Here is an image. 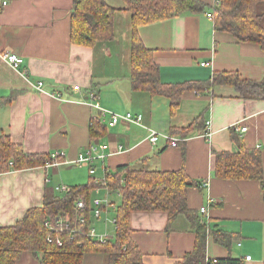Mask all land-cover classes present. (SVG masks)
<instances>
[{
  "label": "crops",
  "instance_id": "obj_1",
  "mask_svg": "<svg viewBox=\"0 0 264 264\" xmlns=\"http://www.w3.org/2000/svg\"><path fill=\"white\" fill-rule=\"evenodd\" d=\"M7 1L0 8V52H14L23 63L17 70L0 58V135H9L25 152H63L64 161H71L90 145L105 144V153L111 154L103 162L93 163L99 175L103 165L110 170L120 164L149 170L184 169L200 184L188 189L187 205L208 224L206 256L264 264V98H240L227 85L214 86L211 94L185 91L171 116L168 97L130 86L131 15L123 0H105L117 9L114 35L93 47L69 41L72 0ZM138 34L152 51L163 83L206 81L215 71H237L253 80L264 76V52L259 45L237 42L230 34L215 31L205 13L184 12L143 24ZM37 81H42L45 93L35 90ZM74 85L79 91L72 90ZM88 91L95 92L102 108L140 113L145 126L177 138L180 135L171 131L172 127H187L203 114L202 128L210 121V135L205 137V129L196 127L175 147L163 138L151 145L145 127L123 120L107 127L109 115L103 117L97 108L85 103L90 101ZM53 92H60L67 100L54 99L49 95ZM92 120H100L105 127L94 139L90 137ZM233 125L246 130L233 134ZM238 142L260 151L262 182L223 179L214 174V152L236 151ZM63 164L71 162L0 173V226L11 225L28 208L42 205L49 187L65 184L60 182L63 176L58 181L54 178L56 171L62 172ZM87 175L71 174L64 179L69 186L83 184L89 179ZM202 206L206 207L204 214L200 213ZM129 225L143 264H174L195 245L196 235L183 214L173 220L168 231L163 211H134ZM214 230L229 236V241H216ZM105 231L110 236L113 228L105 227L100 233ZM247 255L249 259H245ZM17 264L39 262L30 252H23ZM82 264H105V258L86 254Z\"/></svg>",
  "mask_w": 264,
  "mask_h": 264
},
{
  "label": "trees",
  "instance_id": "obj_2",
  "mask_svg": "<svg viewBox=\"0 0 264 264\" xmlns=\"http://www.w3.org/2000/svg\"><path fill=\"white\" fill-rule=\"evenodd\" d=\"M123 2L124 9L131 15L128 77L130 86L133 90H145L151 95L168 97L171 116L176 112L181 95L185 91H192L195 95L211 94L214 86L227 85L233 87L240 98H264V76L261 80H253L244 78L232 70L215 71L206 81L195 80L177 84L161 82L159 66L153 60L152 51L145 47L138 34V27L143 24L168 19L184 12H210L215 31L226 32L237 42L255 43L264 52V0ZM115 10L117 9L105 0H72L69 17L71 44L93 47L98 42L111 40L114 35ZM204 122L201 114L187 127H172L171 131L180 135V141H185L187 133L192 128H202ZM202 129L206 132V126ZM104 130L100 120L91 121V138L101 135ZM230 131L236 134L233 127H230ZM166 142L171 145V141ZM237 145L236 151L214 152V174L223 179L262 182L260 151L249 150L240 142ZM56 161L62 163L63 156L53 158L50 153L25 152L20 143L11 141L9 135H0V173L52 165ZM105 173L98 183H94L89 175L86 183L68 185L69 190L64 192L56 191V184L49 187L44 194L42 205L28 208L13 224L0 226V264H17L23 252H30L39 264H82L86 254L94 253L103 255L105 264H143L142 253L131 237L129 216L134 211L167 213V231L179 214L185 215L196 235V241L194 248L174 264H208V224L203 223L202 217L187 205V191L200 185L198 181L191 179L184 169L149 170L128 164L117 165L114 170L106 168ZM98 186L119 196V202L112 210L113 233L104 240L89 235V229L96 220L92 215L91 202ZM80 200L83 201L84 207L77 206ZM59 221H62L61 229L57 226ZM212 233L214 239L221 244L229 241V236L218 230ZM57 240H60V244ZM215 259L216 264H243L241 259L230 256Z\"/></svg>",
  "mask_w": 264,
  "mask_h": 264
},
{
  "label": "built area",
  "instance_id": "obj_3",
  "mask_svg": "<svg viewBox=\"0 0 264 264\" xmlns=\"http://www.w3.org/2000/svg\"><path fill=\"white\" fill-rule=\"evenodd\" d=\"M8 1L7 0H0V8L4 7L5 5H7ZM205 15L212 19V14L210 12H206ZM1 30V28H0ZM0 58L5 61L8 65H10L13 69H17L19 70V67L21 66V64L23 63V58L19 55H17L14 52H10V51H2L0 52ZM205 63H201V65H204ZM21 74L24 75L25 71L21 70ZM33 87L35 88L36 91L40 92V93H45L44 88H43V83L42 81H37ZM73 91H79V86L78 85H74L72 87ZM49 95L51 97H53L54 99L57 100H67L64 99L61 95L60 92H53V93H49ZM199 95V94H198ZM86 98H89L90 101H85V103L89 104L90 106H93L95 108H97L101 114V116L105 117L104 115L107 114L109 115L108 120L106 121V126L111 128L113 126H115L117 124L118 121L123 120L129 123H133L135 125H139L142 127H145L148 131L146 140L149 141V143L151 145H155L157 140L159 138H163L164 140H168L171 141V145L175 146L176 142L182 140L181 138H177V137H172L168 134H163V133H159L154 129H151L147 126H145L142 123V114L137 113L134 114L130 111L128 112H124V113H117L114 111H109L107 109H104L100 106L99 102L97 101V95L95 94V92L93 91H88L86 94ZM210 124V121H206L205 126H206V132L204 133V136L207 137L210 135L209 131H208V126ZM233 127L235 128L236 131H245L246 127H241L239 128L237 125H233ZM106 145L105 144H100L97 143L96 145H90V147H88L84 152H80L74 159H72L71 161H63L64 163H74V164H79L82 166H87L88 167V173L90 176H92L94 183H98L100 182L103 178H104V173H105V166L103 165L102 168V172L101 175H96L95 174V169L96 167L93 165L94 161H101L103 162V160L110 155L111 153H105V149H106ZM120 150V147H119ZM51 157L55 158L57 156H64L63 152H57L54 151L52 153H50ZM60 164V162H54L52 165H57ZM49 166V165H48ZM106 174V173H105ZM54 189L56 191L59 192H64L69 190V186L66 184H56ZM101 190H104L106 192V196L101 197L99 196V193ZM109 191L101 186H98L97 188H95L94 191V196L92 198V215L95 219H100L102 216H104V229L108 224H112L114 223L113 217L109 216V210L110 208H112V210L114 209L115 203H113L111 200H109V198L107 197V193ZM118 195V194H117ZM77 206L78 207H84V203L82 200L77 202ZM206 212V207L202 206L200 208V213L204 214ZM62 225V221H59L57 226L58 229H61ZM89 235L94 237V238H98L100 240H104L106 237L109 236V233L107 234L106 231L105 233H100L96 231V228L94 227V224L92 225V227L89 229ZM57 243L60 244V240H57ZM250 256H246L245 259H249ZM206 261L208 262V264H216V259L212 258V257H206Z\"/></svg>",
  "mask_w": 264,
  "mask_h": 264
},
{
  "label": "rangeland",
  "instance_id": "obj_4",
  "mask_svg": "<svg viewBox=\"0 0 264 264\" xmlns=\"http://www.w3.org/2000/svg\"><path fill=\"white\" fill-rule=\"evenodd\" d=\"M86 150V149H85ZM84 150V151H85ZM82 151V152H84ZM82 165H79V164H63V166L60 167V169H62V172L60 173H57V171L54 173V178L58 181L60 179L59 176H63V179L62 181L60 182H65L68 183L67 180L64 179L65 178H68L69 176H71V174H75L77 175L78 173H82V175H86L88 177V170L87 168H80ZM98 166H96V169H95V174L96 175H99L100 172L97 168ZM77 168H80L81 170H78ZM87 182V181H86ZM85 182V183H86ZM99 196L101 197H104L106 196V192L104 190H101L100 193H99ZM107 197L109 198V200H111L112 202H114L115 204H117L119 202V196L115 193V192H108L107 193ZM112 214V208H110V211H109V216H111ZM104 216H102L100 219H96L95 222H94V227L96 228V231L97 232H100L102 230H104ZM107 229L108 230H112L113 226L112 224H108L106 225Z\"/></svg>",
  "mask_w": 264,
  "mask_h": 264
},
{
  "label": "bare ground",
  "instance_id": "obj_5",
  "mask_svg": "<svg viewBox=\"0 0 264 264\" xmlns=\"http://www.w3.org/2000/svg\"><path fill=\"white\" fill-rule=\"evenodd\" d=\"M243 127V126H242Z\"/></svg>",
  "mask_w": 264,
  "mask_h": 264
}]
</instances>
